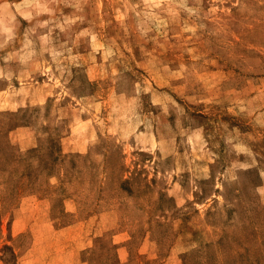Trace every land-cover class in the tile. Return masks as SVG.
Returning <instances> with one entry per match:
<instances>
[{
    "label": "rangeland",
    "instance_id": "obj_1",
    "mask_svg": "<svg viewBox=\"0 0 264 264\" xmlns=\"http://www.w3.org/2000/svg\"><path fill=\"white\" fill-rule=\"evenodd\" d=\"M0 264H264V0H0Z\"/></svg>",
    "mask_w": 264,
    "mask_h": 264
}]
</instances>
